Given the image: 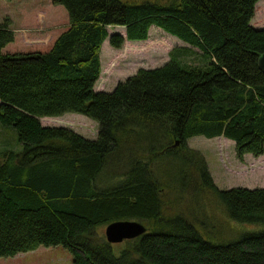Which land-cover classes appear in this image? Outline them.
Returning a JSON list of instances; mask_svg holds the SVG:
<instances>
[{"label": "trees", "instance_id": "obj_1", "mask_svg": "<svg viewBox=\"0 0 264 264\" xmlns=\"http://www.w3.org/2000/svg\"><path fill=\"white\" fill-rule=\"evenodd\" d=\"M259 1L53 0L68 28L46 53L4 54L14 33L0 23V127L15 143L0 147V258L61 246L72 264H264V189H218L187 145L222 137L239 160L264 154V27L250 25ZM116 27L125 36H109ZM152 27L200 63L173 50L95 92L103 43L118 50ZM67 113L96 122V138L40 124ZM207 196L227 219L263 229L208 241ZM118 221L147 232L116 253L97 229Z\"/></svg>", "mask_w": 264, "mask_h": 264}, {"label": "rangeland", "instance_id": "obj_2", "mask_svg": "<svg viewBox=\"0 0 264 264\" xmlns=\"http://www.w3.org/2000/svg\"><path fill=\"white\" fill-rule=\"evenodd\" d=\"M3 22H8L10 30L14 33L13 42L3 49L4 54L10 55L46 53L56 38L68 28L66 10L63 6L54 4L53 0H0V23ZM250 25L254 29L264 27V0L255 5ZM108 33L109 36L112 34L125 36L124 29L119 27L108 28ZM181 48L189 49L187 55L180 58L181 61L191 65L200 63L201 55L197 49L154 27L150 28L145 41H126L118 50L112 49L107 39L101 47V73L94 85V91L110 93L117 83L134 75L137 70L161 67L169 61L171 51ZM40 124L43 127L67 128L90 140L97 136V123L78 114L67 113L60 117L40 119ZM6 129L9 128L0 127V147L15 144L12 132ZM187 145L202 153L209 174L218 189H264V154L258 158L245 155L239 160L234 143L222 137L206 139L197 136L187 140ZM205 200L207 214L212 216L209 223L214 228L201 229V234L208 241L232 242L244 232L263 229L260 224L231 221L225 217L222 209L212 202L211 197L207 196ZM206 221L208 223L207 219ZM195 226H198V223ZM105 228L106 226H102L97 229L99 235H103L104 238ZM122 246V243L113 244L116 253ZM0 264H72V256L61 246H39L25 254L0 258Z\"/></svg>", "mask_w": 264, "mask_h": 264}, {"label": "water", "instance_id": "obj_3", "mask_svg": "<svg viewBox=\"0 0 264 264\" xmlns=\"http://www.w3.org/2000/svg\"><path fill=\"white\" fill-rule=\"evenodd\" d=\"M258 66L264 74V54L258 59ZM123 229V230H122ZM147 231L143 224L128 221L111 223L106 229V242L109 244H120L124 241L135 239Z\"/></svg>", "mask_w": 264, "mask_h": 264}, {"label": "bare ground", "instance_id": "obj_4", "mask_svg": "<svg viewBox=\"0 0 264 264\" xmlns=\"http://www.w3.org/2000/svg\"><path fill=\"white\" fill-rule=\"evenodd\" d=\"M259 67V66H258ZM260 69V68H259ZM128 222H131V221H128ZM134 222H136V221H134ZM114 223H116V222H114ZM136 223H140V224H142L141 222H136ZM113 224V223H112ZM110 225V224H109ZM144 225V224H143ZM107 227L108 226H106V228H105V232H104V235H105V240L107 239V237H106V229H107ZM147 229V228H146ZM123 230V229H122ZM147 232V231H146ZM144 235V234H143ZM142 236V235H141ZM141 236H139V237H141ZM138 238V237H137ZM133 240V239H132ZM129 241V240H128ZM108 243V242H107ZM123 243V242H122ZM111 245H113V244H111Z\"/></svg>", "mask_w": 264, "mask_h": 264}]
</instances>
